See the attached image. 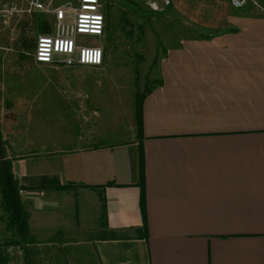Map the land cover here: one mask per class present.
I'll list each match as a JSON object with an SVG mask.
<instances>
[{"label":"crops","instance_id":"crops-1","mask_svg":"<svg viewBox=\"0 0 264 264\" xmlns=\"http://www.w3.org/2000/svg\"><path fill=\"white\" fill-rule=\"evenodd\" d=\"M227 4L164 49L120 140L34 148L0 127L31 241L86 231L98 264H264V12Z\"/></svg>","mask_w":264,"mask_h":264},{"label":"rangeland","instance_id":"rangeland-1","mask_svg":"<svg viewBox=\"0 0 264 264\" xmlns=\"http://www.w3.org/2000/svg\"><path fill=\"white\" fill-rule=\"evenodd\" d=\"M253 1L257 7L250 3L246 8L253 6V11L264 12V0ZM100 2L106 20L104 33L101 38H91L103 49V62L99 66L56 67L32 61L30 51L41 32L39 20L49 22L50 16L34 13L14 17L0 26V127L11 124L15 129L32 131V139L26 146L48 148V140L44 141L48 133L56 148L65 146L56 142L58 135L79 134L86 144L95 139L94 135L100 141L120 140L133 99H138L154 81L153 69L164 49L182 33L215 31L220 25L215 20L223 12L224 3H228L227 0ZM14 104L16 111L12 109ZM48 117L58 121H49ZM33 237L30 243L18 242L26 251L27 264H98L91 233L58 230ZM12 240H17V236L4 228L0 208V246ZM36 241L41 244H34Z\"/></svg>","mask_w":264,"mask_h":264},{"label":"built area","instance_id":"built-area-1","mask_svg":"<svg viewBox=\"0 0 264 264\" xmlns=\"http://www.w3.org/2000/svg\"><path fill=\"white\" fill-rule=\"evenodd\" d=\"M232 8H242L253 0H227ZM150 6L155 9L153 3ZM42 13L49 30L40 32L34 39L30 51L35 63L61 64L65 66H99L103 62V49L92 42V37L101 38L105 29V17L100 0H64L53 4V0H0V26L14 17ZM17 192L22 194L18 185ZM4 257L2 264H27L23 246L7 243L0 246Z\"/></svg>","mask_w":264,"mask_h":264},{"label":"trees","instance_id":"trees-1","mask_svg":"<svg viewBox=\"0 0 264 264\" xmlns=\"http://www.w3.org/2000/svg\"><path fill=\"white\" fill-rule=\"evenodd\" d=\"M39 23H41L39 26L41 32L47 31V25L44 20H39ZM136 108L138 113L139 101L138 103L136 102ZM3 156L2 141L0 139V208L3 211L4 228L11 231V234L17 236V240L8 241L7 243L32 242L26 224V213L22 208L17 195L16 183L12 179V174L10 173V162L6 158L3 159ZM96 236L98 239L125 238L127 234L124 231L106 230L101 231ZM24 252L27 261L26 251L24 250ZM3 261L4 257L0 252V264H2Z\"/></svg>","mask_w":264,"mask_h":264}]
</instances>
